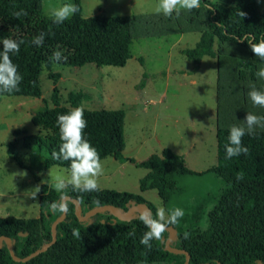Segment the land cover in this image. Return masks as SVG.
I'll use <instances>...</instances> for the list:
<instances>
[{"label": "trees", "instance_id": "16d2710c", "mask_svg": "<svg viewBox=\"0 0 264 264\" xmlns=\"http://www.w3.org/2000/svg\"><path fill=\"white\" fill-rule=\"evenodd\" d=\"M74 3L79 11L63 24H55L52 17L43 14L40 0H0V51L5 38L24 41L19 53H10L23 77L19 90L0 92V98H42L40 77L44 69L50 72V79L55 83L51 96L54 106H46L32 117V123L46 135L15 132L16 137L23 135L22 143L27 151L44 160L45 170L53 166L70 170V161L53 156L61 144L57 117L73 108L83 107L87 97L83 92L71 93V106H63L56 86L60 75L52 72L55 65L70 68H81L87 64L125 67L132 58L131 45L135 33L154 38L197 32L201 38L196 47L183 51L189 61L199 63L205 56L217 57L214 48L219 41L221 45L234 43L246 48L257 65L264 66V61L255 56L249 45L264 39V12L259 11L258 0L204 1L198 9L191 12L182 10L179 16L173 13L171 17L160 13L84 18L81 0ZM20 11L27 15L15 17L14 13ZM241 11L246 13L244 17L240 15ZM41 33L44 34L43 44L36 46L32 40ZM57 51L62 54L59 61L53 59ZM254 71L252 68V75ZM218 105V164L206 173H214L224 186L216 205L208 213L207 228L197 224L190 228L169 224L177 230L171 246L187 252L190 264H264V129H256L254 135L243 137L242 143L249 150L247 154L226 158L225 146L229 143L230 127H246V124L241 112L222 103ZM84 116L87 120L84 136L98 150L101 161L110 156L122 163L130 160L123 155L126 147L124 110L90 111L84 108ZM8 152L21 168L32 170L34 178L40 181L33 169L18 156L16 143L10 144ZM130 161L148 171L140 181V190H156L166 208L181 194V178L206 174L191 171L186 166L185 157L170 149H164L160 155L154 154L144 162ZM238 173L243 174L240 180L237 179ZM65 197L80 202L81 216L104 206H113L124 214L141 205L151 218H157V208L141 195L101 188L99 191L81 192L71 185L58 192L43 184L40 188V217L0 218V239L8 237L12 240L18 258H26L42 249L53 240L52 226L64 213L60 205ZM65 206L67 216L58 224L57 240L47 251L27 262H16L3 242L0 264L186 262V255L167 251L168 231L164 230L159 239H152L151 248L141 244L142 236L149 229L138 212L127 220H119L110 212L103 211L82 222L76 215L73 201H67ZM73 229L79 230L78 238L74 236Z\"/></svg>", "mask_w": 264, "mask_h": 264}, {"label": "rangeland", "instance_id": "374dc122", "mask_svg": "<svg viewBox=\"0 0 264 264\" xmlns=\"http://www.w3.org/2000/svg\"><path fill=\"white\" fill-rule=\"evenodd\" d=\"M74 1L40 0L47 17H51L52 8L75 5ZM204 1L218 0H201V3ZM159 3L160 0H81L82 16L160 14L157 12ZM258 7L263 13L264 0H258ZM200 38L197 32L154 38L135 33L132 58L125 67L55 65L52 72L60 75L56 86L61 103L70 107V94L83 92L87 96L83 107L87 110H124L126 147L123 155L127 159L144 162L151 155H160L165 147L179 155L185 154L186 166L191 171L206 173L218 164V104L241 112L243 117L247 113L264 116V108L255 106L248 95L253 86L264 92V78L257 76L264 66L257 65L246 48L234 43L221 45L219 41L214 48L217 57L206 56L201 63L189 61L183 51L195 48ZM49 75L44 69L40 77L42 98H0V218H39L41 186L52 187L56 177L70 176V170L59 166L45 170L44 160L23 147V135L15 136L18 130L28 135H46L32 123V117L46 106H54L51 96L55 83ZM165 113L170 115L167 122L163 121ZM165 122L170 123L168 128ZM12 143L17 144L18 156L40 181L34 178L32 170L21 168L11 158L8 151ZM130 160L122 163L113 156L104 159L103 173L97 177L99 188L141 195L157 210L163 208L166 213L180 208L184 216L178 220L179 226L208 227V213L216 205L224 186L220 178L214 173L181 178L182 192L166 208L156 190H140V181L148 171ZM38 186V194L33 198Z\"/></svg>", "mask_w": 264, "mask_h": 264}, {"label": "clouds", "instance_id": "9594fccd", "mask_svg": "<svg viewBox=\"0 0 264 264\" xmlns=\"http://www.w3.org/2000/svg\"><path fill=\"white\" fill-rule=\"evenodd\" d=\"M200 6L201 0H160L157 12L162 13L166 17H171L173 13L179 16L182 10L191 12ZM78 11L79 7L77 5L64 4L58 8H52L51 17L55 24H63ZM21 15H27V13L23 11L14 13L17 18ZM240 15L244 17L246 13L241 11ZM43 40L44 34L41 33L33 38L32 43L36 46H41ZM22 43H24L23 40L17 42L10 38H5L2 41L3 49L0 51V92L11 93L19 90L23 77L18 70V66L13 63L10 53H19ZM249 45L255 56L264 61V39H261L259 43H251ZM61 58V52L57 51L53 54L54 60L59 61ZM257 76L264 78V67L259 69ZM248 95L255 106L264 108V92L257 90L253 86ZM244 121L246 127L237 125L230 127L229 143L225 146L226 158L228 159L247 154L249 150L242 143L243 137L246 134L254 135L258 126L264 128V116L247 113ZM57 126L61 144L59 151L53 152V156L58 160L70 161V176L68 178L56 177L52 187L58 192L63 191L68 185L81 192L99 191L97 177L102 175L103 165L98 150L84 136V130L87 127L84 108L76 107L67 114L58 115ZM242 178L243 174L238 173L237 179L240 180ZM36 188L37 192L33 193V198L36 197L39 191V186ZM96 202L99 203V201ZM60 210L64 211L63 205H60ZM183 216L184 212L180 208L172 209L167 213L165 209L160 208L156 214L157 218H151L149 214H145L142 220L149 230L142 236L141 244L151 248L150 241L159 239L167 225L176 224ZM73 234L77 238L80 236L78 229H73Z\"/></svg>", "mask_w": 264, "mask_h": 264}, {"label": "water", "instance_id": "95a60500", "mask_svg": "<svg viewBox=\"0 0 264 264\" xmlns=\"http://www.w3.org/2000/svg\"><path fill=\"white\" fill-rule=\"evenodd\" d=\"M67 201H73L75 203V205H76V207H75L76 215L79 217L80 221H82V222L87 221L89 218H91L94 215H96V214H98L100 212H103V211L110 212L112 215H114L119 220H127V219H129L133 215L134 212H138L139 214L142 215V217L145 214H148L146 212V210L143 208V206L137 205V206H134V207L130 208L128 210V212H126L124 214H120L116 210V208L113 207V206H104V207H99V208H96V209L92 210L91 212L87 213L85 216H81V212H80L81 204H80V202L72 200L70 197H65L62 200V205L64 206V213H63L62 217L59 220H57L56 222H54V224L52 226V236H53L52 242L48 243L42 249L32 253L31 255H29L26 258H18L15 255V253H14L12 240L10 238H8V237H2L0 239V250L2 249L3 242H5L7 247H8V249H9V251H10V254H11L12 258L16 262H27V261L31 260L32 258H34V257L44 253L45 251H47L57 240V226H58V224L60 222L64 221L66 216H67V210H66V206H65V203ZM165 231L169 232V237H168V239L166 241V249H167V251H169L171 253H174V254H184V255H186L185 264H190V255L187 252H185L184 250H180V249H177V248H174V247L171 246V242L174 240V238H175V236L177 234V230L173 226L167 225L165 227Z\"/></svg>", "mask_w": 264, "mask_h": 264}, {"label": "crops", "instance_id": "0c3cea01", "mask_svg": "<svg viewBox=\"0 0 264 264\" xmlns=\"http://www.w3.org/2000/svg\"><path fill=\"white\" fill-rule=\"evenodd\" d=\"M205 57H206V56H205ZM201 61H202V60H201ZM201 61H200L199 63H201ZM168 118H170V115H169L168 113H165V115H164V120H163V121H166V122H167V121H168ZM166 122H165L164 125H166L165 127L168 128V127L170 126V123H167V124H166ZM141 144L143 145L144 143H141ZM164 149H167V148L163 147V148H162V151H163ZM182 155L186 158V155H185V154H182ZM151 156H152V155H151ZM151 156H150V157H151ZM185 160H186V159H185ZM197 165H198V163H197ZM144 192H145V191H144Z\"/></svg>", "mask_w": 264, "mask_h": 264}]
</instances>
